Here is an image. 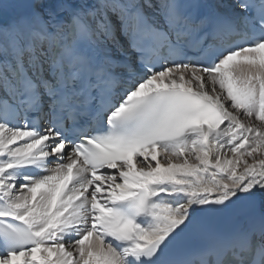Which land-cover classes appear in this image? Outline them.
I'll use <instances>...</instances> for the list:
<instances>
[{
  "label": "snow or ice",
  "instance_id": "obj_1",
  "mask_svg": "<svg viewBox=\"0 0 264 264\" xmlns=\"http://www.w3.org/2000/svg\"><path fill=\"white\" fill-rule=\"evenodd\" d=\"M0 264H264V0H0Z\"/></svg>",
  "mask_w": 264,
  "mask_h": 264
}]
</instances>
